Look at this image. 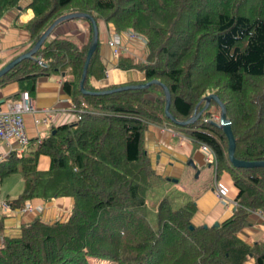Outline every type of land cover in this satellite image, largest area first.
<instances>
[{
  "label": "trees",
  "instance_id": "trees-1",
  "mask_svg": "<svg viewBox=\"0 0 264 264\" xmlns=\"http://www.w3.org/2000/svg\"><path fill=\"white\" fill-rule=\"evenodd\" d=\"M19 1L0 0V14ZM26 6L33 14L21 26L30 47L68 13L144 36L143 60L119 56L117 61L144 78L93 87L90 79L105 75L97 39L82 92L81 70L93 32L84 43L66 35L48 39L49 32L31 57L0 76V84L20 81L32 96L39 75L60 73L76 115L1 160L0 181L16 171L23 177L22 191L6 198L13 206L57 196L71 197L72 205L66 219L35 217L21 223L17 235H3L0 264H90L89 257L112 264H264V246L235 235L249 211H264V166L229 161L227 137L211 122L221 106L204 99L208 90L219 97L230 120L234 156L264 159V0H29ZM151 79L158 82L93 93ZM167 94L172 118L164 113ZM148 123L175 126L212 149L215 175L227 171L237 187L230 216L217 225H195L192 200L172 207L163 197L156 224L148 221L145 190L155 176L143 147ZM39 154L49 157L45 170L36 168Z\"/></svg>",
  "mask_w": 264,
  "mask_h": 264
},
{
  "label": "crops",
  "instance_id": "crops-1",
  "mask_svg": "<svg viewBox=\"0 0 264 264\" xmlns=\"http://www.w3.org/2000/svg\"><path fill=\"white\" fill-rule=\"evenodd\" d=\"M28 2L29 0H20L17 5L0 14V67L16 55L31 48L28 32L21 26L33 14L32 9L26 6ZM95 26L105 75L99 79L91 78L92 86L100 88L110 84L143 79L142 71L133 67H119L117 61L119 56L143 60L145 58L144 37L133 32L134 34H131L133 38L126 39L122 37L124 32L121 31V47L118 48L116 54L114 47L106 41L110 33L114 31L112 25L101 18H96ZM90 32H93V26L88 19L72 16L57 21L52 26L47 38L66 35L77 43H84ZM23 86L22 82L16 80L0 84V105L17 99L18 92L24 90ZM32 96L36 108H51V121L48 126L43 124L35 126L32 122V114L24 113V125L30 140L47 134L51 125L75 119L76 115L71 108V99L61 85L60 73L39 75L35 80ZM30 144L28 141L26 147L20 149V145L15 139L9 141L0 139V162L4 161L11 152L26 150ZM143 147L155 171L154 178L172 181L180 190L181 196L177 198L179 204L177 206L188 200L194 202L195 210L191 217L193 224L212 225L215 221L219 222L230 216L232 213L231 203H223L216 197L213 190L214 180L226 189L228 199H234L237 187L233 184L227 171L222 170L218 175H215V168L213 164L206 161L200 144L189 138L184 130L167 124L148 123L144 130ZM48 165L49 157L39 154L36 168L45 170ZM8 177L2 178L0 188L7 190L8 197L6 198H13L19 193L18 191L17 194L11 195V192L18 189L19 181L9 184L6 189L4 181L6 182ZM30 203L31 209L15 210L12 214L3 213L0 209L2 222L0 243L3 235H17L20 224L35 217L47 222L66 219L70 213L72 198L57 196L44 200L33 197L30 199ZM235 235L246 244L259 243L264 246V218L262 214L258 210L249 211L244 224L237 229ZM252 260L253 258L250 257V262Z\"/></svg>",
  "mask_w": 264,
  "mask_h": 264
},
{
  "label": "built area",
  "instance_id": "built-area-1",
  "mask_svg": "<svg viewBox=\"0 0 264 264\" xmlns=\"http://www.w3.org/2000/svg\"><path fill=\"white\" fill-rule=\"evenodd\" d=\"M117 36L118 34L115 33V35L109 39V44L114 47L116 54L121 47V41ZM24 113L32 114V122L35 126L39 124L48 126L51 121V108H36L27 90L21 91L17 99L7 101L3 105H0V139L4 141L15 139L19 143L20 149L26 147L29 141V135L24 125ZM200 148L205 154L206 161L209 164H213L215 162V155L212 149L202 143L200 144ZM215 193L223 203H231L232 208L236 206V200L228 199L226 189L221 184L218 183L216 185ZM31 208L32 205L29 201H25L21 206L14 207L5 198H0V209L6 214H12L15 210H29ZM258 211L264 218V211Z\"/></svg>",
  "mask_w": 264,
  "mask_h": 264
},
{
  "label": "water",
  "instance_id": "water-1",
  "mask_svg": "<svg viewBox=\"0 0 264 264\" xmlns=\"http://www.w3.org/2000/svg\"><path fill=\"white\" fill-rule=\"evenodd\" d=\"M77 15V13H68V14H64L60 17H58L56 20H54L39 36V38L37 39V41L35 42V44L28 50L16 55L15 57H13L12 59H10L8 62H6L3 66L0 67V76L3 75L6 71H8L15 63H17L18 61H20L23 58H27V57H31L33 52L36 50V48L41 44L42 40L48 35V33L50 32L52 26L59 20L64 19L66 17H72ZM81 16H86L88 17L92 24H93V43L89 46L86 55H85V59H84V63L82 66V70H81V77H80V81H79V85H80V90L82 92H86V90L83 87V81L85 78V72H86V68L88 66V62L91 56V53L94 49L95 46V41L97 40V34H96V26H95V20L92 19L88 14H82L80 13ZM158 80L157 79H151L148 80L144 83H140L137 85H122L119 86L117 88H112V89H106L103 91H94L93 93H99V92H104V91H111V90H117V89H121V88H126V87H136V86H144V85H148L151 83H157ZM162 86H164L161 83ZM205 101H208L210 99L215 100L216 102L219 103V105L221 106V111L219 114V118L218 121H214L211 120V122H213L214 124H216L217 126H219L223 132L225 133L226 137H227V155L229 158V161L234 165V166H243V167H253V166H264V159H260V160H244V159H239L236 158L234 156V146H235V142H234V136L230 127V120L228 118L225 117L224 114V109L221 105V102L219 100V97L215 94V93H208L204 96ZM164 113L165 115L169 116L172 118L170 112H169V95H166V100H165V106H164ZM199 114V112L197 113V115ZM175 122L179 123V124H184L185 121H179V120H174ZM192 165V163H191ZM197 173V172H196ZM196 175V174H195ZM218 222L215 221L213 223V225H217ZM204 226H206V224H204ZM191 227V226H190Z\"/></svg>",
  "mask_w": 264,
  "mask_h": 264
},
{
  "label": "rangeland",
  "instance_id": "rangeland-1",
  "mask_svg": "<svg viewBox=\"0 0 264 264\" xmlns=\"http://www.w3.org/2000/svg\"><path fill=\"white\" fill-rule=\"evenodd\" d=\"M87 19L89 20L88 17H87ZM127 30H130V31H127ZM122 32H124L123 35H122L123 38H126V39L133 38L132 37L133 35H131V34H134L133 33L134 31L132 29H130V28L129 29H125ZM115 33L118 34L117 38L120 41L122 40V37H121V34H120L121 31L120 32H116L114 30V31H112L110 33V36H108V39L106 40L108 44L110 42L109 39L112 36H114ZM207 93H214V91H211V90L209 91L208 90ZM31 97H32V100H33V96H31ZM196 115H197V113H196ZM212 117H213L212 120L218 121L219 113L217 112L216 114H213ZM7 177L8 178H7L6 182L4 181L5 188L9 184L16 183L17 181H19L18 189L15 190L14 192H11V195L12 194H17L18 191L21 192L22 189H23V186H24V181H23V177H22L21 172L20 171L12 172L9 175H7ZM154 177L151 180V185L148 186L146 188V190H145V205L143 207V211H144L148 221L152 225L156 224V206H157L158 201L161 198L166 197L172 207H178L177 205H179V204H178L177 198L179 196H181L180 190L177 188V186L174 184V182L169 181V180H164V179L156 180V178H154ZM217 184H218L217 181L214 180V186H213L214 193H215V187H216ZM6 193H7V190H2L0 188V198L8 197V195H6ZM215 195L220 200V198L217 196L216 193H215ZM88 259L90 261V264H112L111 261H109L107 259H104V258L102 259V258H98V257H89Z\"/></svg>",
  "mask_w": 264,
  "mask_h": 264
}]
</instances>
